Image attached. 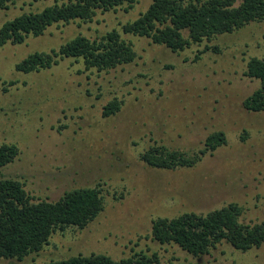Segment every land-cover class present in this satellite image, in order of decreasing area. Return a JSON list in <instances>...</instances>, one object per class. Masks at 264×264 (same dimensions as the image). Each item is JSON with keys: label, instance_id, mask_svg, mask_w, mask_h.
Instances as JSON below:
<instances>
[{"label": "rangeland", "instance_id": "1", "mask_svg": "<svg viewBox=\"0 0 264 264\" xmlns=\"http://www.w3.org/2000/svg\"><path fill=\"white\" fill-rule=\"evenodd\" d=\"M67 1L15 0L0 10V29L24 13ZM152 3L99 11L93 21L56 24L23 44L0 47V146L20 150L0 168V180L21 181L36 201L55 202L79 188H99L105 199L104 212L87 228L58 231L40 253L22 262L0 258V264H47L93 253L121 260L140 252L158 254L161 264H264V245L241 252L223 242L196 258L152 234L158 218L206 215L232 203L244 208L243 223L264 221V112L244 107L261 86L245 72L251 58L264 59V21L175 53L149 38L123 34V26ZM113 30L133 44L135 62L100 71L65 58L48 70L16 69L31 54ZM206 47L211 49L200 55ZM113 101L121 109L105 118L104 108ZM220 131L227 145L192 169L158 170L142 160L158 145L199 152Z\"/></svg>", "mask_w": 264, "mask_h": 264}, {"label": "trees", "instance_id": "2", "mask_svg": "<svg viewBox=\"0 0 264 264\" xmlns=\"http://www.w3.org/2000/svg\"><path fill=\"white\" fill-rule=\"evenodd\" d=\"M15 0H0V10ZM138 0H68L55 3L40 12L24 13L3 24L0 47L8 43L23 44L29 36L40 37L60 23L76 20L93 21L99 11L108 12ZM264 21V0H153L147 12L125 24L123 34L145 37L164 45L172 52H183L192 44L212 41L218 36L233 34L246 26ZM188 32V38L184 32ZM211 48L200 52V55ZM218 51L217 48H212ZM138 54L132 43L118 30L91 40L78 36L51 53L36 52L20 62L16 69L25 74L48 70L65 58L82 59L86 69L111 70L135 62ZM199 56L196 60H199ZM245 76L261 82V86L244 101L246 110L264 112V59L254 57L247 64ZM121 104L113 101L104 108L105 118L115 115ZM226 134L214 132L205 141V148L189 154L165 145L152 146L142 160L158 170L192 169L208 154L227 145ZM20 155L16 145L0 146V168L13 163ZM105 210V199L99 188H79L66 192L55 202L36 201L15 179L0 180V258L24 261L40 253L58 231L87 228ZM244 208L232 203L206 215L184 213L178 217L158 218L153 222V239L162 245L175 244L196 258L227 242L236 250L248 252L264 245V221L246 224L241 221ZM47 264H161L159 255L144 252L121 260L104 254L78 255ZM199 264V263H196ZM206 264V263H203ZM220 264V263H210Z\"/></svg>", "mask_w": 264, "mask_h": 264}]
</instances>
